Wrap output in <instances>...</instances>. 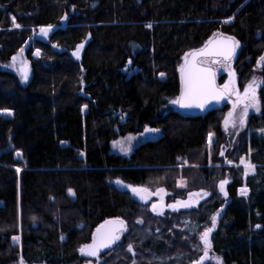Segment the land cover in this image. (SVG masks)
Masks as SVG:
<instances>
[{
    "label": "trees",
    "instance_id": "obj_1",
    "mask_svg": "<svg viewBox=\"0 0 264 264\" xmlns=\"http://www.w3.org/2000/svg\"><path fill=\"white\" fill-rule=\"evenodd\" d=\"M48 25L58 28L44 41L36 32ZM217 33L239 42L242 88L264 55V0H0V110L11 111H0V264H192L209 228L208 250L222 264H264V86L260 112L231 150L222 148L227 103L196 116L169 106L185 54ZM26 42L31 77L22 82L3 65ZM145 126L159 136L126 154L113 149ZM119 180L163 186L169 201L209 195L156 212ZM117 217L126 222L119 239L82 255L97 226Z\"/></svg>",
    "mask_w": 264,
    "mask_h": 264
},
{
    "label": "snow or ice",
    "instance_id": "obj_2",
    "mask_svg": "<svg viewBox=\"0 0 264 264\" xmlns=\"http://www.w3.org/2000/svg\"><path fill=\"white\" fill-rule=\"evenodd\" d=\"M13 19V24L15 27L19 28L20 25L15 23V17ZM63 19V18H62ZM231 19V18H229ZM52 25H48L47 27H41L40 32L43 35H47L48 32L52 29ZM150 27V25H149ZM239 42L235 41L234 37H225L221 40L212 41L210 40L203 48L198 50H192L190 53L185 54V63L180 67L181 72V95L172 103L180 104L183 107H192L196 106L199 108H204L205 104L208 103L210 100H219L224 95V92L231 88V91L236 95L237 99L233 103V108L240 104H244L243 115L240 117V123H244L243 116L247 114L248 107H257V96H256V84L255 79L250 82L248 85L245 86L243 94L235 89L234 82L229 81L224 85L223 89H217L215 87V73L214 71L207 66L209 61L207 60H200L198 57H217L223 58L224 61H230L232 56L234 55L235 49L238 46ZM83 45L77 46V50L73 53V55L79 57V49L82 48ZM21 51H23L21 49ZM40 51L37 49L35 55H39ZM13 64L10 66H15L16 56L12 57ZM261 62H264V57L260 58ZM211 63H219V59H215L210 61ZM131 63V60H129ZM21 72V77L23 80H27V65L23 64L19 69ZM163 75V73H161ZM85 107H87L85 105ZM4 112H8L9 110L4 109L0 110ZM233 113H229V117H232ZM229 123V119L226 118L225 124ZM233 125L235 121H232ZM146 132H155L159 131L158 129H150L145 128ZM264 131V130H262ZM211 136V133L209 134ZM131 139V137H129ZM116 143V142H114ZM122 150L127 151L128 149L122 148ZM19 155V153H18ZM243 163V158H242ZM19 171V169H17ZM226 181L220 182V190L224 191V185ZM131 187V186H129ZM133 193H147L148 189L142 187H133ZM70 194H73V190H68ZM159 191H164L160 189ZM241 191H244L243 189ZM190 196L194 195L192 193L189 194ZM207 195V193H204ZM227 195V193H225ZM143 198V196L141 197ZM177 204H182L183 202L177 201ZM183 206H187L184 204ZM169 207H175V205H169ZM153 211H156V206L153 205ZM216 216L212 217V224L215 226ZM125 222L120 218H115L114 220H107L104 222L103 225H100L96 233L93 236V243L91 245H86L80 249L81 252H84L87 249V255L90 256H97L99 249L107 247L111 243L115 242L119 239L118 233L124 228ZM259 227V225H257ZM211 228L206 229L200 236V239L205 244L204 255L201 256L198 260L192 262V264H202V262L208 256V246L209 240L208 236L211 232ZM14 240H18V237H14ZM131 245H129V249H131Z\"/></svg>",
    "mask_w": 264,
    "mask_h": 264
},
{
    "label": "rangeland",
    "instance_id": "obj_3",
    "mask_svg": "<svg viewBox=\"0 0 264 264\" xmlns=\"http://www.w3.org/2000/svg\"><path fill=\"white\" fill-rule=\"evenodd\" d=\"M39 32L37 30L36 34ZM239 50V44L236 47L235 55L232 57L230 62H224L220 63L216 66V75H217V81L218 85L223 89L224 85L229 82L230 80L234 82L235 89L239 91L241 94L244 92V88L246 85H248L250 82H252L255 79V84H256V96H257V107H248L247 114L243 116L244 118V123H240V117L243 115V109H244V104L240 103L238 104L235 109L233 108V103L236 101L237 97L236 95L231 91V88L225 92L228 93V100L227 104L228 107L224 112L223 120H222V129L224 131V136H223V142H222V148L223 150H231L234 147L237 146V143L239 141V134L241 133L242 130H244L246 121L249 117L250 114L252 113H259L260 112V96H259V90L262 86H264V70L261 67H258L259 69L257 72L244 84L242 88L238 86V81H237V73L235 69L233 68V60L236 56L237 51ZM37 50H34V54L36 53ZM264 56V55H263ZM185 57V56H184ZM261 58V57H260ZM184 61V58H183ZM13 64V60L11 59L7 64H4L3 66L7 69H10L14 72H16L17 68V60L15 61V66H10ZM221 75H224V77L219 80ZM177 98H173L169 102V106L171 108H176V104L172 103L175 101ZM9 110V109H7ZM233 113L232 117H229V113ZM5 115L9 116L11 114V111L9 110L8 112H4ZM226 118L229 119V123L226 125L225 120ZM235 121V124L233 125L232 121ZM150 128V129H158L150 126H145L141 132L137 133H128L126 135L120 136L117 139L112 141V147L114 150H116L119 153L126 154L130 152L134 146L141 142H145L148 140H153L159 136L160 130L155 131V132H146L145 128ZM131 137V139H129ZM214 139V135H211L209 138V145L211 144L212 140ZM116 142V143H114ZM122 148L128 149L127 151L122 150ZM242 158H243V163H242ZM239 165L242 167L243 175L244 173H249L253 168V165L251 162H249L248 159V153L242 154L239 156ZM119 184H121V187L128 189L129 191L132 192L133 187H142L148 189V199L147 201L149 202L150 208L153 207L154 204H160L162 206V210H169V211H176L180 209H187V208H192L196 207L202 200H204L206 197H208L209 192L207 190H192L186 194L184 198H175L174 200H167V195L168 191L163 187H155L153 189L148 188L146 186L142 185H132L127 182L119 180ZM179 186H183V181H178ZM131 186V187H129ZM160 189H163L164 191H159ZM243 187H239L238 191L239 193H242ZM244 190V189H243ZM246 191V190H244ZM133 193V192H132ZM192 193L194 195L190 196L189 194ZM204 193H207V195H204ZM177 201L183 202L182 204H177ZM186 204L187 206H183ZM169 205H175V207H169ZM18 237V236H14ZM13 237V238H14ZM14 242L18 243V240H14ZM202 241V240H201ZM203 243V242H202ZM210 261L215 264H222L221 259L218 255L210 252L208 250V256L207 258L202 262ZM99 259L96 258L94 261H89L86 264H98Z\"/></svg>",
    "mask_w": 264,
    "mask_h": 264
},
{
    "label": "water",
    "instance_id": "obj_4",
    "mask_svg": "<svg viewBox=\"0 0 264 264\" xmlns=\"http://www.w3.org/2000/svg\"><path fill=\"white\" fill-rule=\"evenodd\" d=\"M57 28H58V26H53L52 29L48 32V34H47L46 36L43 35V40L45 41V40L47 39V36H48L49 34H51V33H52L54 30H56ZM40 34H41V32H40V29H39V32H38L36 35L39 36ZM225 37H233V36L226 35V34H223V33H217V34L213 35L211 38H209V39H208V40H207V41H206L201 47H199V48H195V49H192V50H198V49L203 48V47H204V46H205L210 40H212V41H217V40H221V39H223V38H225ZM235 41H236V39H235ZM28 44H29V42H26L24 48H22L23 51L20 50L17 54L14 55V56H16V60H17V62H18V64H17V68H16V70H17L16 73L20 76V79H21L22 82H27V81H29V79H30V77H31V67H30V64H29L28 60H27V59L25 58V56H24L25 49H26V47L28 46ZM192 50H190L188 53H190ZM235 51H236V49H235ZM73 53H74V52H73ZM234 55H235V52H234ZM234 55H233V56H234ZM233 56H232V57H233ZM75 57H77V56H75ZM262 57H264V56H262ZM198 59L209 61V63H208L207 66H209V67L214 71V73H215V87H216L217 89H222V88L218 85L217 75H216V69H215V66H214L215 63H211L210 61L215 60V59H219L220 62H226V61H224L223 58H217V57H207V58H206V57H198ZM231 59H232V58H231ZM220 62H219V63H220ZM227 62H230V61H227ZM184 63H185V59H184V61L182 62L181 66H182ZM23 64H26V65H27V74H28V78H27V80H23V79H22V77H21V72L19 71V69L21 68V66H22ZM256 65H257V67H263V66H264V62H261V61H260V58H259V60L257 61ZM181 66H180V67H181ZM179 77H180V90H179V94H178L177 98L180 97V95H181V89H182L180 68H179ZM227 100H228V93H227V92H224V95L222 96V98H220L219 100H210L208 103L205 104L204 108H199V107H196V106H192V107H183V106H181L180 104H176V110L179 111V112L182 113V114L191 115V116L202 115V114L207 113V112L210 111V110H213V109H216V108H220V107H222L224 104L227 103ZM119 186H121V184H119ZM133 194H134V196H135L138 200H140V201L145 202V201H147V199H148V194H147V193H139V194H137V193H133ZM142 196H143V198H141ZM154 205L156 206V212H160L161 209H162V206H161L160 204H154ZM152 208H153V207H152ZM117 218H118V217H117ZM114 219H115V218H109V219H107V220H114ZM120 219H122V218H120ZM107 220H105V221H107ZM122 220H123V219H122ZM105 221H103L102 223H100V224L97 226V228H98L100 225H103ZM123 221H124V220H123ZM124 222H125V221H124ZM97 228H96V229L94 230V232H93V235H92V239H91V241H90L88 244H86V245H91V244L93 243V236H94V234L96 233ZM125 228H126V222H125V224H124V228L118 233L119 237H120L121 233L125 230ZM209 235H210V233H209ZM208 240H209V236H208ZM116 241H117V240H116ZM116 241H115V242H116ZM115 242L111 243V244L108 245L107 247H104V248L99 249L97 255H98L99 253L105 251L106 249L110 248ZM202 242H203V241H202ZM86 245H83L82 247H84V246H86ZM203 246H204V248H205V244H204V242H203ZM82 247H81V248H82ZM210 247H211V244H210V241H209L208 249H209ZM80 253H81L82 255H84V256L95 257V256L87 255V249H85L84 252H81V251H80Z\"/></svg>",
    "mask_w": 264,
    "mask_h": 264
},
{
    "label": "crops",
    "instance_id": "obj_5",
    "mask_svg": "<svg viewBox=\"0 0 264 264\" xmlns=\"http://www.w3.org/2000/svg\"><path fill=\"white\" fill-rule=\"evenodd\" d=\"M251 164H252V163H251ZM252 165H253V167H252L253 169H252L249 173H244V176H248V175H251V174L254 173V171H255V165H254V164H252ZM242 187H243V189L246 190V191H242V193H239V191H238V193H239L240 195L246 196L247 193H248V188H247L246 185H242Z\"/></svg>",
    "mask_w": 264,
    "mask_h": 264
},
{
    "label": "flooded vegetation",
    "instance_id": "obj_6",
    "mask_svg": "<svg viewBox=\"0 0 264 264\" xmlns=\"http://www.w3.org/2000/svg\"><path fill=\"white\" fill-rule=\"evenodd\" d=\"M41 35L43 36V34H40L39 36H41ZM220 63H224V62H220ZM220 63H215V64H214L215 69H216V66H217L218 64H220Z\"/></svg>",
    "mask_w": 264,
    "mask_h": 264
}]
</instances>
